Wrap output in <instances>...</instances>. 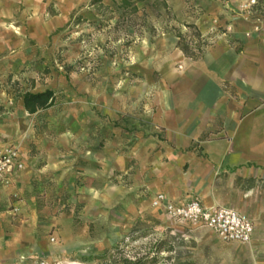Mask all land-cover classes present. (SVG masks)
Returning a JSON list of instances; mask_svg holds the SVG:
<instances>
[{
    "label": "rangeland",
    "instance_id": "obj_1",
    "mask_svg": "<svg viewBox=\"0 0 264 264\" xmlns=\"http://www.w3.org/2000/svg\"><path fill=\"white\" fill-rule=\"evenodd\" d=\"M217 2L227 0H0V143L18 146L25 163L0 195V257L264 264V236L223 242L205 227L163 221L148 204L166 141L154 102L183 68L178 43L203 52L227 30ZM45 89L53 103L28 113L23 94Z\"/></svg>",
    "mask_w": 264,
    "mask_h": 264
},
{
    "label": "crops",
    "instance_id": "obj_2",
    "mask_svg": "<svg viewBox=\"0 0 264 264\" xmlns=\"http://www.w3.org/2000/svg\"><path fill=\"white\" fill-rule=\"evenodd\" d=\"M240 1L214 3L227 30L197 58L185 55L171 88L154 102L166 141L148 204L163 221L150 205L158 192L178 203L196 197L208 207H233L251 219L254 241L264 236V14L259 23L233 14L229 6ZM195 24L202 33L210 25L204 16ZM0 264L13 262L0 257Z\"/></svg>",
    "mask_w": 264,
    "mask_h": 264
},
{
    "label": "built area",
    "instance_id": "obj_3",
    "mask_svg": "<svg viewBox=\"0 0 264 264\" xmlns=\"http://www.w3.org/2000/svg\"><path fill=\"white\" fill-rule=\"evenodd\" d=\"M231 9L243 13L246 18L256 14L254 21L259 23L264 14V0H245ZM24 167V157L20 148L0 143V188L11 186ZM150 205L161 210L167 220L205 227L223 242L250 244L253 239L254 225L251 219L244 212L230 206L217 204L208 207L196 197L178 203L161 192L152 196Z\"/></svg>",
    "mask_w": 264,
    "mask_h": 264
},
{
    "label": "trees",
    "instance_id": "obj_4",
    "mask_svg": "<svg viewBox=\"0 0 264 264\" xmlns=\"http://www.w3.org/2000/svg\"><path fill=\"white\" fill-rule=\"evenodd\" d=\"M144 1V0H138ZM177 46L182 50L183 54L191 57L193 59L197 58L199 52H188L187 46L181 45L180 43ZM24 109L32 114L39 109L46 108L50 106L54 101V93L50 89H45L43 91L31 92L26 91L22 97Z\"/></svg>",
    "mask_w": 264,
    "mask_h": 264
}]
</instances>
